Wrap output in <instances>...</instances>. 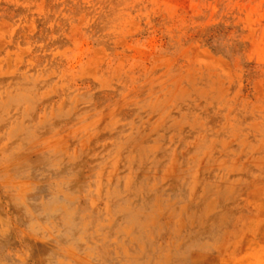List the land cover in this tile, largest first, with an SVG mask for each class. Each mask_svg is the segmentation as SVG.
Returning <instances> with one entry per match:
<instances>
[{
    "label": "rangeland",
    "instance_id": "374dc122",
    "mask_svg": "<svg viewBox=\"0 0 264 264\" xmlns=\"http://www.w3.org/2000/svg\"><path fill=\"white\" fill-rule=\"evenodd\" d=\"M0 264H264V0H0Z\"/></svg>",
    "mask_w": 264,
    "mask_h": 264
},
{
    "label": "bare ground",
    "instance_id": "6f19581e",
    "mask_svg": "<svg viewBox=\"0 0 264 264\" xmlns=\"http://www.w3.org/2000/svg\"><path fill=\"white\" fill-rule=\"evenodd\" d=\"M125 233H126V231H125ZM143 237H144V236H143ZM119 246H121V244L119 245V243H118V247H119ZM124 254H125V253H124ZM129 257H131V256H129ZM133 258H134V257H133Z\"/></svg>",
    "mask_w": 264,
    "mask_h": 264
}]
</instances>
